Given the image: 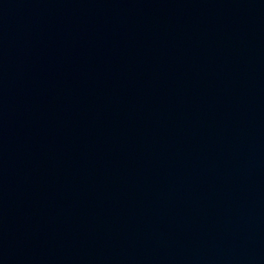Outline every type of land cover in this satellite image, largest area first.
Returning <instances> with one entry per match:
<instances>
[{"label":"water","instance_id":"1","mask_svg":"<svg viewBox=\"0 0 264 264\" xmlns=\"http://www.w3.org/2000/svg\"><path fill=\"white\" fill-rule=\"evenodd\" d=\"M0 264H264V0H0Z\"/></svg>","mask_w":264,"mask_h":264}]
</instances>
